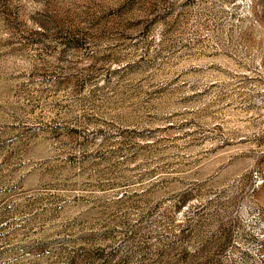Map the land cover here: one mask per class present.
Masks as SVG:
<instances>
[{"label":"rangeland","instance_id":"obj_1","mask_svg":"<svg viewBox=\"0 0 264 264\" xmlns=\"http://www.w3.org/2000/svg\"><path fill=\"white\" fill-rule=\"evenodd\" d=\"M0 264H264V0H0Z\"/></svg>","mask_w":264,"mask_h":264}]
</instances>
